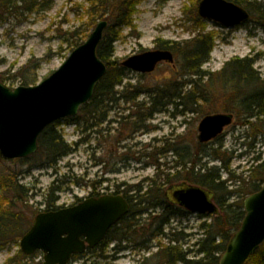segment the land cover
<instances>
[{"label":"rangeland","instance_id":"obj_1","mask_svg":"<svg viewBox=\"0 0 264 264\" xmlns=\"http://www.w3.org/2000/svg\"><path fill=\"white\" fill-rule=\"evenodd\" d=\"M28 1H37L33 12L26 9L0 16V60L3 61L0 65V77L4 76L7 79L4 83L13 89L21 85L17 75L30 61H39L37 70L26 68V75L36 80V84L58 70L72 52L65 39H69V33L87 20L84 9L89 6L88 0ZM257 1L264 4V0ZM200 2L201 0H144L137 7L134 26L124 28L115 43L111 62L117 67L129 57L158 50L162 42H168L172 47L176 43L191 41L200 30L204 34L212 33L214 47L209 61L201 68L208 75L202 83L203 89L208 91V103H199L196 112L190 111V107L186 108L181 104L177 106L174 103L164 107L163 112H152L151 116V110L148 109L153 106L155 94L143 92L135 101L118 102L116 109L109 111L106 122L93 129H88V126L86 128L84 124L70 123L69 119L59 121L56 123V130L63 135L73 152L63 158L55 169L41 166L40 156L26 163L5 160L0 156V200L7 188L3 183L15 176L26 189L21 194L25 200L17 208L32 225L36 216L44 212L47 203L51 201L49 192L54 182L58 190L53 198H57L56 205L63 208L75 206L91 197L93 183L99 182L95 191L108 195L117 192L118 187L125 191L130 187L144 185L143 193L138 194L142 197L151 181L161 182L166 173L174 172L169 169L175 166L178 154L187 151L194 154L199 150L206 153L221 144L223 151H227L231 157V170L234 175L243 176L249 181L247 171L264 162V115L257 123L251 122H255V127L239 124L241 100L239 96H235L236 93L239 94L238 90H242L243 85L241 88V83L236 80L224 83V69L235 60H251L254 76L264 83V29L251 20L232 29L204 21L207 25L203 30L196 22ZM92 31L93 29L90 33ZM174 56L175 66L162 63L150 74L128 71L123 87L118 86L116 91L130 86L138 87L142 91H154L158 87L176 82L182 93L186 94L191 87L185 86L184 80L191 78L182 77L179 59L175 53ZM147 113L150 117L140 120V123L136 121L137 115L144 118ZM213 114H231L234 116L233 122L225 128L218 140L215 139L201 148L198 140L199 124L204 117ZM128 116L131 118L124 121ZM199 158L198 168L206 163L218 168L221 166L219 162L204 155ZM257 158L262 161L257 163ZM220 175L222 181L229 176L223 171H220ZM168 187L169 185L165 186V190ZM237 187L229 183V188H226L230 191ZM145 206L143 204L142 207ZM161 211L156 210V213ZM204 222L212 221L209 217L191 212L177 214L172 218L171 226L177 232L183 233L180 237L185 238L182 240L185 250H197L196 245L204 236ZM115 245L112 243L106 249L105 256L108 258L91 260L87 254L71 264H82L84 261H96L100 264H141L145 257L157 251L153 248L148 253L124 243L129 249L117 253ZM263 246L264 243L261 247ZM18 250L20 245L14 243L0 249V264H4ZM43 259L44 254L38 252L26 264H42Z\"/></svg>","mask_w":264,"mask_h":264},{"label":"trees","instance_id":"obj_2","mask_svg":"<svg viewBox=\"0 0 264 264\" xmlns=\"http://www.w3.org/2000/svg\"><path fill=\"white\" fill-rule=\"evenodd\" d=\"M143 1L88 0L89 6L86 9L83 8L85 10L84 17L87 18L86 23L83 21V24L75 31L69 33L70 38L65 39V42L72 51L88 39L90 31L96 27L99 21H108L109 27L105 31L104 38L98 48V56L107 65L108 71L97 85L90 102L81 108L78 116L69 119L68 122L76 125L84 124L86 128L88 126V129H93L97 125L106 122L109 111L116 109L118 102L123 100L130 103L135 101L143 92H154L152 94H155L153 106L148 109L151 110V116L152 112H163L164 107L166 108L174 103L177 106L181 104L186 108L190 107V111L196 112L199 103L209 102L207 100L208 91L202 87L203 80L208 75L203 73L201 68L210 59V53L214 47V36L212 33L204 34L202 30L191 41L176 43L172 47L169 46L170 43L162 42L158 47L159 49L170 50L175 53L179 59L182 77L191 78L184 80V85L191 87V90L186 94L182 93V89L178 88L176 82L158 87L154 91L150 89L142 91L138 87L131 86L127 89L124 88L122 91H116L118 86L123 87L128 70L121 65L114 67V63L111 62L114 56V45L119 40L124 28H132L134 26V16L138 12L137 7ZM228 1L246 9L251 15V20L264 29L263 3L257 0ZM36 5L37 1L0 0V16L10 12L18 13L20 10L26 11V9L28 12H33L36 9ZM196 19L197 24H200L204 30L207 23L198 17ZM250 62L251 60L243 59L228 63L224 69V83L236 80L241 83V88L243 85L242 90H238L239 94L236 93L235 96L236 98L239 96L241 100L239 105V124L255 127V122H251L256 121L257 123L264 115V83L254 76ZM2 63L3 61L0 60V65ZM26 68L37 70L39 61H30L29 65L21 69L22 72L20 71L17 75L22 86L36 84V80L26 75ZM0 80L5 82L7 79L3 76L0 77ZM150 114L147 113L144 118L137 115L135 117L136 121L140 123V120H145L146 117H150ZM129 118L131 116L124 118V121ZM218 139L219 137L216 140ZM207 144L209 143H199V147L203 148ZM38 146V152L34 156L19 161L26 163L40 156L42 159L41 166L55 169L63 158L73 152L72 147L65 141L63 135L56 130V124L45 129L39 137ZM201 155L219 162L221 164L220 168L214 165L209 166V163L198 168ZM230 160L231 157L228 156L227 151H223L222 144L208 152L206 151V153H202L201 150L194 154L187 151L183 154H178L175 166L169 169L174 172L172 174L166 173L161 182L159 180L151 181L152 183L148 184L149 188L147 187L148 189L142 197L138 194L143 193L144 185L130 187V189L125 191H121L120 187H118L117 192H114L113 195H123L130 204V210L127 215L111 228L106 239L98 247L94 249L88 248L84 255L89 254L91 260L93 258H108L105 253L110 244H116L115 251L120 253L129 249L128 246L123 245L124 243H129L131 244L130 247L133 248L135 246L148 253L153 248L157 249L155 253L145 257L141 264H219L231 237L240 228L245 217V198L258 192L264 186V162H261V159L257 158V163H261L247 171L249 173V181L243 176L237 177L234 175L231 170ZM1 161L2 159L0 158ZM220 171L229 175L227 180L222 181ZM157 183L160 185L158 186ZM229 183L232 186H238L237 189L229 191L226 188H229ZM98 184L100 182L93 183L94 191L91 193L92 197L98 198L105 195L95 191ZM175 184L195 185L207 190L212 194L219 208L217 214L205 216L211 218L212 222H204V236L198 241L196 251L185 250L182 245L185 238L180 237L183 233L177 232L176 228L171 226L172 218L175 215L187 213L186 210L172 203L166 194L168 189ZM55 185L56 183L54 182L50 188L51 201L47 203L45 210H43L44 212L63 208L58 207L56 205L57 198H53L58 190ZM167 185L169 187L165 190ZM3 186L7 188L0 200V249L9 247L13 243L20 245L21 239L33 225H31L30 221L24 219L23 212L17 208V205H20V202L25 200L21 197V194L24 190L26 192V189L20 185L15 176H13V179L3 183ZM221 189L223 190L220 195ZM231 200L233 202H229ZM143 204H146L145 208L142 207ZM156 210L162 211L156 213ZM165 240L167 241L166 243ZM155 241L157 242L153 245ZM35 255L28 256L18 250L4 264H26V261L33 260ZM84 255H76L73 258V262L81 260ZM82 264L100 263L84 261ZM245 264H264V246L254 256L250 257Z\"/></svg>","mask_w":264,"mask_h":264},{"label":"water","instance_id":"obj_3","mask_svg":"<svg viewBox=\"0 0 264 264\" xmlns=\"http://www.w3.org/2000/svg\"><path fill=\"white\" fill-rule=\"evenodd\" d=\"M198 16L232 29L247 23L251 15L227 0H201ZM109 23L100 21L87 41L74 49L52 75L35 86L10 88L0 80V155L6 160L26 159L38 151V140L50 125L75 117L89 103L95 88L107 73L98 48ZM169 50L147 51L129 57L123 67L141 74L155 71L160 63H174ZM231 114L204 117L198 127L200 143H209L233 122ZM169 200L191 213L215 215L219 212L213 196L194 185L171 186ZM122 195L87 198L78 205L36 216L23 236L20 249L25 255L42 252V264H70L105 240L109 230L129 212ZM245 217L231 237L219 264H245L264 243V186L244 200Z\"/></svg>","mask_w":264,"mask_h":264},{"label":"flooded vegetation","instance_id":"obj_4","mask_svg":"<svg viewBox=\"0 0 264 264\" xmlns=\"http://www.w3.org/2000/svg\"><path fill=\"white\" fill-rule=\"evenodd\" d=\"M173 66V65H172Z\"/></svg>","mask_w":264,"mask_h":264}]
</instances>
